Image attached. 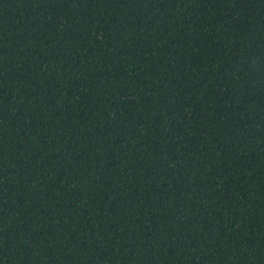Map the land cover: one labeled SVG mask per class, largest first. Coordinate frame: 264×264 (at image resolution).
<instances>
[{
    "label": "trees",
    "instance_id": "16d2710c",
    "mask_svg": "<svg viewBox=\"0 0 264 264\" xmlns=\"http://www.w3.org/2000/svg\"><path fill=\"white\" fill-rule=\"evenodd\" d=\"M0 264H264V0H0Z\"/></svg>",
    "mask_w": 264,
    "mask_h": 264
}]
</instances>
